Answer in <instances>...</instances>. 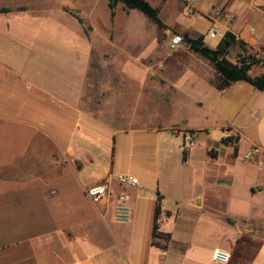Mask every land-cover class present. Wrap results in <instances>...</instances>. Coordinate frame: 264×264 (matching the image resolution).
Returning <instances> with one entry per match:
<instances>
[{
  "label": "crops",
  "instance_id": "crops-1",
  "mask_svg": "<svg viewBox=\"0 0 264 264\" xmlns=\"http://www.w3.org/2000/svg\"><path fill=\"white\" fill-rule=\"evenodd\" d=\"M6 1L0 5V11L6 10L0 12V264H135L129 234L142 192L139 176L132 171L124 175L137 179L138 194L136 188L118 186L112 168L102 162L112 159L118 136L139 127L134 126L131 105L117 122L108 104L111 89L102 88V70L107 67L121 82L134 70L142 113L151 106L181 114L176 123L158 122L140 131L161 134L168 141L181 138L168 132L178 127L193 131L195 140L204 143V160L197 172L202 188L190 195L185 207L204 212L210 210L207 203L220 205L221 218L238 225L226 236L217 237L211 253L222 249L230 254L249 232L245 227H264V90L246 81L221 86L222 79L212 63L190 50L197 56L192 61H161L155 72L147 61H91L97 38L92 40L90 34H98L101 0H50L52 5L41 12L31 11L34 6L24 8L17 0ZM177 2L183 5L184 0ZM194 8V19L180 15L174 24L182 37L195 39L211 26L221 35L230 33L243 44L245 53L235 45L241 56L250 55L257 61L249 76L264 75V0H194ZM28 20L43 23L29 37V49L38 41L50 48H68L71 36L81 33L87 50L80 57L76 53L75 61H21L14 49L21 42L20 24ZM70 20L77 27L70 26ZM109 20L111 34L116 13L114 10L110 18L107 7L104 29ZM207 39L203 43L211 49L220 41ZM180 51L183 49L173 50ZM212 131L216 139L211 144ZM227 136L238 139L225 144L222 138ZM178 148L182 163H192L194 149ZM107 181L130 197L132 216L127 227L114 223L109 211L86 195L88 188ZM158 196V236L152 239ZM163 199L157 192L150 212L151 242L156 243L150 245L157 249L163 248L162 241L170 240L164 225L178 218L182 207L176 201L166 208ZM253 204L259 207L253 215L244 212L235 219L225 212L233 206L246 210ZM239 258L233 256L232 261ZM181 264L197 263L184 260ZM246 264H264V237Z\"/></svg>",
  "mask_w": 264,
  "mask_h": 264
},
{
  "label": "rangeland",
  "instance_id": "rangeland-1",
  "mask_svg": "<svg viewBox=\"0 0 264 264\" xmlns=\"http://www.w3.org/2000/svg\"><path fill=\"white\" fill-rule=\"evenodd\" d=\"M17 1L24 8L34 6L35 9L30 10L38 12H41L44 7L52 5L50 0ZM145 1L158 9V18L163 27L152 23L140 12L128 11L123 8L122 4H118L115 8L114 30L108 34L111 21H108L107 28L104 29L102 18L107 6L106 0H101L100 19L96 25L98 34H90L92 40L97 38L92 49L91 61H143V63L147 61L149 67L152 66L155 72L161 66V61H192V58L197 57L189 51L186 45L175 48L183 49L180 52H173L175 49L169 47L171 37L174 34L181 35L174 26L175 22L180 15L187 18L183 14V5L177 0ZM6 3V0H0V5ZM72 10L74 13L76 12L75 9ZM2 21L0 20V25ZM28 21V23L20 24L23 28L20 34L21 42L14 49L20 55L21 61H60V59L75 61L76 53L80 54V57L87 50V43L86 41L82 42L81 33L78 35L75 33L74 38L71 36L68 48L56 46L50 48L44 42L38 41L35 43V48L29 49L27 43L29 37H33L34 32L38 31L43 23L39 20ZM70 26L77 27L71 20ZM25 29H27L26 32ZM210 40L212 39L208 38L207 42ZM239 57H241V51L237 46L232 47L226 55V59L232 62L238 61ZM109 69L107 67L102 70V77L105 81L102 88L111 89L108 95V104L118 118V123L121 121V117L127 115L130 105L134 114V126L139 127L140 130H145L147 126L158 122L167 125L179 121L181 114L172 115L165 110L159 109L158 111L157 108L151 106L145 107L142 113V98L138 91L140 84L134 70H130L125 75L124 81L121 82L118 80L119 76H111L114 74L109 73ZM110 79L112 80L110 81ZM139 129L126 136H118L112 159L102 162L106 168H112L113 176H124L130 173L129 171L135 172L139 176L142 192L137 198V216L133 225L130 226L129 234L131 240L129 250L133 262L135 264H181L185 260L187 263L214 264L210 259V254L213 247L217 245V237L226 236L233 229H238V225H234V221L231 219L225 221L221 218L223 210L220 209V205L207 203L205 206L210 210L204 212H195L185 207L190 195L202 188L197 172L204 160V143L195 140V146L192 148L195 152L192 163L184 164L181 159V150L178 148V146L182 147L181 138L166 141V138L161 134L157 135L148 130L143 132ZM215 139L216 134L212 131L209 143L212 144ZM157 192L164 197L162 201L164 207L171 208L176 201H179L182 206L179 211L180 216L175 220L170 217L169 220L172 221H168L164 225L171 234V238L161 242L162 249L152 248L150 245V212L153 210ZM258 209V204H253L246 210H240L233 206L225 212L230 217L237 219L244 212L256 214L259 212ZM124 225L127 227L130 224ZM245 228L249 232L244 233L238 245H234L230 251L231 264H246L255 252L261 238L264 237V227L247 226ZM187 246L189 249L185 251ZM233 256L241 258L234 263Z\"/></svg>",
  "mask_w": 264,
  "mask_h": 264
},
{
  "label": "trees",
  "instance_id": "trees-1",
  "mask_svg": "<svg viewBox=\"0 0 264 264\" xmlns=\"http://www.w3.org/2000/svg\"><path fill=\"white\" fill-rule=\"evenodd\" d=\"M118 4H122L123 8L126 10H134L140 12L143 16L149 19L152 23L156 24L159 27H163L162 22L158 18V9L152 7L145 0H108L107 7L109 9L110 18L114 16L115 7ZM0 12H6V10H1ZM76 20L79 23H82L81 19L75 16ZM183 39L187 43V47L190 51L197 53L203 58L210 61L213 65L214 70L219 74L222 79L221 86H228L230 83L236 81H246L254 86L258 90H264V75L257 77H250L248 71L250 67L257 61L254 57L250 55H243L238 58V61L231 63L226 59L228 51L235 45H238L241 50L245 53L243 49V44L237 42L233 35L230 33H224L220 39L218 45L215 49H211L203 43V36H199L195 39H189L186 36H183ZM193 133V131H191ZM237 136H227L222 138V142L225 144L233 143L237 141ZM236 149V148H235ZM160 204L159 196L157 197L153 223H152V239L158 236L157 233V218L160 214ZM151 245H156L154 241L151 242Z\"/></svg>",
  "mask_w": 264,
  "mask_h": 264
},
{
  "label": "built area",
  "instance_id": "built-area-1",
  "mask_svg": "<svg viewBox=\"0 0 264 264\" xmlns=\"http://www.w3.org/2000/svg\"><path fill=\"white\" fill-rule=\"evenodd\" d=\"M183 14L190 19H194V0H184ZM202 36L203 39H221L223 35L218 33L215 27L211 26ZM186 44L187 43L183 37L177 34H174L169 41V47L171 49H175L179 46H185ZM168 132L171 137H181L182 148L184 150H190L195 146L194 133L191 131L178 127H172ZM250 155L251 152L247 153L245 158H248ZM112 179L118 186L136 188L138 194L140 193V187L136 178L117 175L113 176ZM86 195L93 204L103 206L105 210L109 211L110 218L114 223L126 224L130 222L132 216L130 197L124 191H116L110 181L88 188L86 190ZM211 261L215 264H230V254L222 249H214L211 253Z\"/></svg>",
  "mask_w": 264,
  "mask_h": 264
}]
</instances>
